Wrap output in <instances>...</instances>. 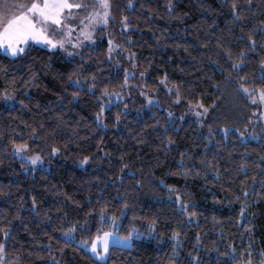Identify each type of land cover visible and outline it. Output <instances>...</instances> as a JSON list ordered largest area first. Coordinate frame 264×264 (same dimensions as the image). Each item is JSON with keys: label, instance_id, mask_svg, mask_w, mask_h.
<instances>
[{"label": "trees", "instance_id": "16d2710c", "mask_svg": "<svg viewBox=\"0 0 264 264\" xmlns=\"http://www.w3.org/2000/svg\"><path fill=\"white\" fill-rule=\"evenodd\" d=\"M231 4L111 0L107 27L73 55L32 44L17 57L0 51L2 264H242L249 257L261 264L264 133L244 141L239 131H261L262 122H252L264 104L236 85L264 87V0H236L239 20ZM253 29L255 49L247 40ZM109 35L121 45L113 59ZM126 56L163 106L177 97L176 86V111L202 101L203 123L148 104L141 83L128 76ZM107 92L125 97L105 107ZM18 143L43 155L58 148V156L25 170L13 152ZM177 192L194 216L180 210ZM111 224L121 236L132 233L133 243L112 245L100 261L78 242Z\"/></svg>", "mask_w": 264, "mask_h": 264}, {"label": "snow or ice", "instance_id": "6c2138e0", "mask_svg": "<svg viewBox=\"0 0 264 264\" xmlns=\"http://www.w3.org/2000/svg\"><path fill=\"white\" fill-rule=\"evenodd\" d=\"M171 7V5H170ZM232 11L234 13V20L241 19L240 13L237 11L236 0H232ZM87 15L79 18V23L82 25L81 28L77 29L79 35L83 36L85 40L94 41L95 36L94 32L97 30V27H107L110 18H112L111 13V0H95L93 5H89L87 3H70L69 0H31L30 3H24L22 0H0V46H5L4 50L10 52L11 55L15 56L24 52V48L21 47L22 42H26L27 38L31 37L37 41H43L50 48H56L59 46L60 48H64L65 43H70L74 47H79L81 45V41L77 39H72L73 36V28L75 25L66 23L67 19L75 18L72 16L71 11L66 12V10L72 9H89ZM127 17H122V26L124 28L128 27ZM87 21V23H85ZM259 31L264 33V22L258 26ZM53 32L55 34L63 33V37L60 39L54 38L53 35H50L49 32ZM255 29L250 30L247 36L248 44L251 49H255L257 44V40L254 35ZM242 37H238L237 39H241ZM264 43V38L261 40ZM109 44V56L112 54L113 47L120 48V44H115L110 39L108 41ZM132 55V54H130ZM229 55H231L229 53ZM245 53L243 50L240 53L241 59H237L235 63H233L232 67L235 70H239L242 66L243 57ZM260 64L262 66V71L260 73V79H264V59L260 60ZM143 75V73H141ZM167 77H163L162 80L166 81ZM239 80L244 81L246 77L240 76ZM125 82H127V76L125 77ZM74 84H79V78L73 81ZM237 89L243 92L250 100L253 102L259 101L261 104H264V87L253 89L247 86L246 83H237ZM107 91V89L105 90ZM172 91V89H169ZM179 86H176L177 97L179 100ZM255 93V94H253ZM5 98H8V94L5 93ZM149 102H151L152 97H148ZM190 110L195 111V115L199 117H203L208 113V107H206L202 101H197L195 105H190ZM99 117V113L97 114ZM171 115V113H169ZM264 115V112L261 113ZM119 119V116H117ZM183 119V117H181ZM200 123H203V120H200ZM209 130L211 131V126H209ZM227 132V128L224 129ZM243 135V133H241ZM169 142H171L169 140ZM29 147L27 143H18L15 144V150L17 153L23 152ZM53 152H58V148H53ZM29 160L33 164H35L38 160L42 159L39 154H35L34 156L28 157ZM89 157H84V161H87ZM183 175L188 174V170L185 169ZM139 183V182H138ZM170 191H175L173 186H169ZM35 202V200L33 201ZM176 202L180 208V210L184 211L189 216H194L196 213L188 212L189 204L187 201L181 202L180 193H176ZM243 211V209H241ZM115 222V218L113 220ZM155 222L153 221L150 224V227H154ZM4 231V235L7 236L8 232L4 229H0ZM74 230V226L72 229L66 230V238L71 236V232ZM132 233L128 234V237H125L124 240L127 241L130 238ZM175 235V233H174ZM113 236L112 232L103 231L102 234L98 229V234L89 240H81L78 243L83 244L85 246H90L92 253H94L100 259H104L106 253L109 252V242L110 238ZM5 245L0 243V254L4 253ZM235 252V249H231L229 253L226 255L231 256L232 253ZM264 256V253H262ZM233 259L235 257H232ZM2 264V261H0ZM243 264H251V257L248 260H245ZM261 264H264V260L261 261Z\"/></svg>", "mask_w": 264, "mask_h": 264}, {"label": "rangeland", "instance_id": "374dc122", "mask_svg": "<svg viewBox=\"0 0 264 264\" xmlns=\"http://www.w3.org/2000/svg\"><path fill=\"white\" fill-rule=\"evenodd\" d=\"M22 2L24 3H30L31 0H22ZM70 3H87L89 5H93L95 3V0H69ZM68 11H71L72 13V16L75 17V18H70V19H67L66 23L68 24H72V25H75V27L73 28V36H72V39H77V40H80L81 41V45H84L86 42H93V41H88V40H85L83 38V36L79 35V33L77 32V29L81 28L82 25H80L79 23V18L81 17H84L87 15L88 11H91V8L85 10V9H72V10H66V12ZM85 23H87V21H85ZM101 28V27H97V30ZM97 30L94 32V36H95V39L97 38V35H96V32ZM50 35H53L50 31L49 33ZM57 35V36H55ZM53 35L54 38L56 39H60L63 37V33H60V34H55ZM112 40L114 42V45L115 44H118L115 42L114 38L112 35H109V40ZM40 45V46H44V47H48L46 45L45 42L43 41H37V40H34L32 39L31 37L27 38V41L26 42H22L21 43V47L24 48V51L27 47H29L30 45ZM79 46V47H80ZM4 47L5 46H0V51L4 54H7L11 57H17L19 55H21L22 53L18 54V55H11L10 52H7L4 50ZM79 47H74L73 45H71L70 43H65V46L64 48H60L59 46H57L56 48H60V49H64V50H67L68 53H70L71 55L75 54L76 51L78 50ZM50 48V47H48ZM56 48H50V49H56ZM118 54V48L116 47H113V50H112V54H111V59H113L114 56H117ZM126 60L124 59V65L126 66L127 68V73H128V76L129 77H133L135 78V81L133 82L134 84H138V83H141L139 86H140V91H141V94L147 98L148 100V97L151 96L152 97V100L151 102H149L148 100V104H156L158 106H161L163 107L166 111H168V113H171V117H173V119H181V117H183V119L185 117H193V118H197V119H204L207 115L203 116V117H197L195 115V111L193 110H190V106L187 108V110L182 113V112H178L176 111L175 109V105L178 104L181 99L177 100L176 97H174L172 103H171V106H173V111L171 110V106H163L159 101L158 99L156 98V96L154 95V92L153 91H149V90H146L144 89V83L143 82V78H144V75H141L140 72H136L135 68L133 67V62L130 58V56H126ZM116 62H118V64L122 63L119 61V59L116 60ZM255 94V93H253ZM123 96L125 97V94H120V93H116V92H107L106 93V102L104 104V106H109L112 102L114 101H118L119 99H122ZM259 102V101H257ZM207 107V106H206ZM257 122H262L263 124V128L261 129L260 132H251L250 129H247L246 131H239L240 133V136L241 138L244 140V141H256V140H259L262 133H264V115H261V114H256L254 116V119H253V122H252V126H255L257 124ZM229 129H227V132L224 131V129L221 130L222 133L226 134L228 133ZM241 133H243V135H241ZM14 154L23 162L26 163V169L27 170L28 168H37V167H47L49 166V164H51L52 160L56 159L57 156H58V152H50L46 155H43L39 152H36L34 150H32L30 147H28L26 150H24L23 152H20V153H17L16 150H15V147H14V150H13ZM39 154V156L42 158L40 160H38L35 164H33L31 162V160L28 159V157H31V156H34L35 154ZM85 164V162L81 163L80 165L83 166ZM191 221H196V219H191ZM117 228H115V226L113 224H111V227L106 230V231H109V232H112L113 233V236L110 238V242H109V249L112 245H117V246H122V247H131L132 246V237L128 238L127 241L124 240V236H121L119 235V233L117 232L116 230ZM88 250L92 253L91 249H90V246L87 247ZM109 253V252H108ZM108 253H106L105 255V258L104 259H100L99 257H97L94 253H92L97 259H99L100 261H105L108 257ZM243 264V263H242ZM251 264H258V263H253L251 261Z\"/></svg>", "mask_w": 264, "mask_h": 264}]
</instances>
